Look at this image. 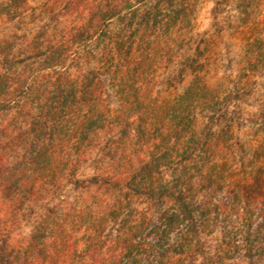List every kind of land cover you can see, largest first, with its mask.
Returning <instances> with one entry per match:
<instances>
[{
	"label": "trees",
	"instance_id": "16d2710c",
	"mask_svg": "<svg viewBox=\"0 0 264 264\" xmlns=\"http://www.w3.org/2000/svg\"><path fill=\"white\" fill-rule=\"evenodd\" d=\"M203 1L0 0V24L35 25L0 45V264L262 262L264 27L254 0L217 3L231 66Z\"/></svg>",
	"mask_w": 264,
	"mask_h": 264
},
{
	"label": "rangeland",
	"instance_id": "374dc122",
	"mask_svg": "<svg viewBox=\"0 0 264 264\" xmlns=\"http://www.w3.org/2000/svg\"><path fill=\"white\" fill-rule=\"evenodd\" d=\"M220 2V0H204L203 5L200 8V13L197 16L196 20V32L199 36V38L202 39H210L213 44V49L215 51H218L221 53L222 57L226 60H228V64L232 66L235 59L240 53V50L243 46V39L240 34V29L238 26V14L233 8V4H225L221 2L220 4H217ZM254 11L252 12V16L255 17L256 23L258 24L259 28L264 27V0H254ZM29 4L33 7L37 5H42L43 0H29ZM62 4H60L61 6ZM60 6H51L50 4L47 5V10L51 9V7H60ZM36 9H39L36 8ZM52 14L55 15V11H52ZM52 14L51 17H52ZM50 17V16H49ZM65 15H62L61 20L65 21L66 18ZM26 18L16 23V27L14 28V24L12 23H6V24H0V45L3 44V42L7 41L11 34H15L17 36L21 35V33H24L27 37H31L34 34L35 25L26 22ZM62 25L64 23H61ZM14 26V27H13ZM178 71V66L173 69V73ZM185 82L189 79V77H185ZM164 89V87H163ZM259 128H257V125L255 122L252 123H245V126L241 129L243 131L235 133V141L237 143H243L246 140H252V136L257 133L258 136H260L262 131H258ZM260 134V135H259ZM256 135V137H257ZM249 151V150H248ZM247 157L245 162L248 161ZM91 174L90 169H86L83 172V177H87ZM69 192V189L66 190V193ZM220 238V235L216 233L213 235L210 239H206L208 243V251L212 256L217 255V251L215 246H217V241ZM219 249V248H218ZM220 254V252L218 253ZM233 256L232 261L238 260L240 258L241 264H248V260L245 259L243 256V251L239 252V254L233 252H230L228 256ZM264 259H262L263 262ZM231 261V262H232ZM226 264H228V261ZM230 262V263H231ZM260 261V264H263Z\"/></svg>",
	"mask_w": 264,
	"mask_h": 264
}]
</instances>
